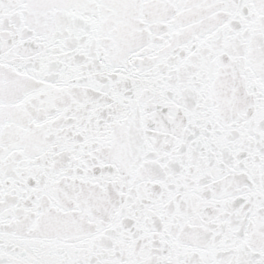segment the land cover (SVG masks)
<instances>
[{"label": "snow or ice", "instance_id": "1", "mask_svg": "<svg viewBox=\"0 0 264 264\" xmlns=\"http://www.w3.org/2000/svg\"><path fill=\"white\" fill-rule=\"evenodd\" d=\"M0 264H264V0H0Z\"/></svg>", "mask_w": 264, "mask_h": 264}]
</instances>
